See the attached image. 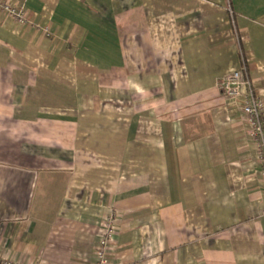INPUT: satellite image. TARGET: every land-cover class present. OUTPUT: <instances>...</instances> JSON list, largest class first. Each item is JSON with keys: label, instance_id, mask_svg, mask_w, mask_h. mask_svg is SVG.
Instances as JSON below:
<instances>
[{"label": "crops", "instance_id": "obj_1", "mask_svg": "<svg viewBox=\"0 0 264 264\" xmlns=\"http://www.w3.org/2000/svg\"><path fill=\"white\" fill-rule=\"evenodd\" d=\"M0 259L264 264V0H3ZM231 7V8H229ZM243 91H247L243 87Z\"/></svg>", "mask_w": 264, "mask_h": 264}, {"label": "built area", "instance_id": "obj_2", "mask_svg": "<svg viewBox=\"0 0 264 264\" xmlns=\"http://www.w3.org/2000/svg\"><path fill=\"white\" fill-rule=\"evenodd\" d=\"M0 10L7 13L12 19L19 23L27 22L26 13L3 0H0ZM219 87L223 89L228 97L233 100L242 99L241 110L249 125V134L251 142L255 145L258 151V157L264 160V99L255 96L254 87L249 80L245 81L242 78L241 72L236 71L219 81ZM247 91H243V87ZM263 176H264V166ZM264 180V179H263ZM264 184V182H263ZM262 216L264 218V204L262 207ZM117 218V212L112 210L105 220L104 230L99 235V247L96 251L95 264H110L108 249L111 247L114 240L115 228L114 222ZM0 264H16L12 261H4L0 259Z\"/></svg>", "mask_w": 264, "mask_h": 264}, {"label": "rangeland", "instance_id": "obj_3", "mask_svg": "<svg viewBox=\"0 0 264 264\" xmlns=\"http://www.w3.org/2000/svg\"><path fill=\"white\" fill-rule=\"evenodd\" d=\"M229 8H231V7H229Z\"/></svg>", "mask_w": 264, "mask_h": 264}]
</instances>
